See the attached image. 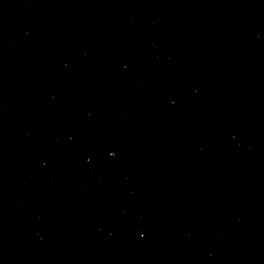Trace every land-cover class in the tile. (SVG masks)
<instances>
[{"label": "water", "instance_id": "water-1", "mask_svg": "<svg viewBox=\"0 0 264 264\" xmlns=\"http://www.w3.org/2000/svg\"><path fill=\"white\" fill-rule=\"evenodd\" d=\"M0 264H264V0H0Z\"/></svg>", "mask_w": 264, "mask_h": 264}]
</instances>
